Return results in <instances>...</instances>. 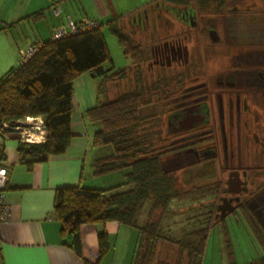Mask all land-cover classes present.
I'll list each match as a JSON object with an SVG mask.
<instances>
[{"label": "trees", "instance_id": "1", "mask_svg": "<svg viewBox=\"0 0 264 264\" xmlns=\"http://www.w3.org/2000/svg\"><path fill=\"white\" fill-rule=\"evenodd\" d=\"M165 1L179 6L191 3V0ZM197 1L205 3L206 0ZM121 20L122 17L113 18L107 24L100 22L98 27L57 39L51 37L35 44L37 50L30 58L20 60L18 67L11 68L0 78V130L14 129L19 120L40 115L44 118L46 139L32 141L20 137L17 149L21 162L32 168L36 162L65 152L74 136V79L86 71L100 78L98 102L88 108L85 115L101 125L94 134V145L109 146L110 149L94 160L93 179L96 181L89 186H62L57 189L54 212L62 223L63 235H71L69 245L82 255L83 224L117 221L138 230L132 264H202L211 228L231 213L225 217L216 216L221 194L216 186L218 194L212 210L196 213L184 224L194 227L183 226L180 236L169 228L167 221L174 214L173 200L188 196L189 191L177 188L173 172L164 169V152L155 147L154 136L140 132L141 125L152 118L141 113L142 107L152 102L144 95L147 88L143 86L141 62L145 61L146 53L143 45L135 42L134 31L125 30ZM104 26L118 37L124 53L132 58L129 67L118 70L105 67L112 58ZM132 71L136 74L135 88H120L111 96V85L129 78ZM160 98L158 104H161ZM5 159L4 146L0 144V166ZM196 187L193 185L190 189ZM148 201L151 204L146 219L140 224L139 213ZM239 209L264 251L262 224L248 206L243 205ZM98 240L102 258L111 248L106 229L99 231ZM229 259L230 264H240L231 248ZM85 264L93 263L85 259ZM244 264H264V254Z\"/></svg>", "mask_w": 264, "mask_h": 264}, {"label": "crops", "instance_id": "2", "mask_svg": "<svg viewBox=\"0 0 264 264\" xmlns=\"http://www.w3.org/2000/svg\"><path fill=\"white\" fill-rule=\"evenodd\" d=\"M162 2L174 5L165 0H0V78L11 68L19 66L22 50L51 39L54 27L66 22L69 16L76 22L95 18L104 24L110 19L122 17L120 23L124 29L137 32L142 15L154 4ZM57 10L59 14H56ZM36 13L38 15L34 16ZM105 39L109 49L116 41L120 44L118 37L115 39L108 35ZM105 67L110 68L106 64ZM111 67L114 68V65ZM82 75L96 79L89 71ZM88 76L80 80L83 85L79 89L80 95L75 86L79 78L74 79V136L65 152L36 162L32 168L21 162L17 149L20 137L32 141L46 139L44 118L40 115L33 117L42 123L41 133L32 138H27L23 130H0V144H3L6 154L1 164L8 170L6 192L12 208L10 220L0 225V264H85V259L93 264L133 263L139 234H135V243L131 245L133 230L130 226L120 225L117 221L83 224V254L79 255L69 245L71 235H63L62 223L54 212L57 189L83 185L87 177L91 182L96 181L93 179L94 160L110 149L109 146L97 147L93 143L94 134L101 125L90 120L85 112L98 102L100 78L96 81L88 79ZM110 89L111 96L115 95L113 84ZM29 123L30 126L33 124ZM102 229L109 233L111 248L101 258L98 233ZM122 232V251L118 254L116 245ZM115 235L113 246L111 237Z\"/></svg>", "mask_w": 264, "mask_h": 264}, {"label": "flooded vegetation", "instance_id": "3", "mask_svg": "<svg viewBox=\"0 0 264 264\" xmlns=\"http://www.w3.org/2000/svg\"><path fill=\"white\" fill-rule=\"evenodd\" d=\"M246 8L243 9L250 11ZM229 9L242 8L234 5ZM227 19L222 24L212 22V18L204 23L196 7L175 10L163 2L154 4L142 15L136 29L146 35L145 40L150 39L147 45L140 42L146 53L142 73L145 76L157 69L153 73L162 91L161 106L167 110L168 135L186 136L198 131L202 145L214 138L219 141L220 131L223 156L231 166L226 178L215 183L221 190L216 216L222 217L223 208L225 213H232L246 205L264 228V210L260 208L264 201L250 194L257 186L262 188V182L256 180L264 176V166H250V153L246 148L250 145L256 150L252 163L257 160V152L264 150V136L253 128H264V54L240 56L241 50L235 52L229 44L264 47V15L247 16L244 28L242 24L230 22L235 17ZM223 24L227 31L225 38L220 32ZM214 29L219 36L217 41L212 37ZM215 44H222L225 52L220 69L212 72L209 63ZM233 126L238 127L236 136L231 129ZM241 127L246 128L244 138ZM195 147L203 155L211 153L207 146L197 144Z\"/></svg>", "mask_w": 264, "mask_h": 264}, {"label": "rangeland", "instance_id": "4", "mask_svg": "<svg viewBox=\"0 0 264 264\" xmlns=\"http://www.w3.org/2000/svg\"><path fill=\"white\" fill-rule=\"evenodd\" d=\"M191 3L197 8L199 12V18H201V22L204 23L206 21H210L212 18V22L222 24L227 22V18L229 16L235 17V20H231L230 22L238 25L242 24L240 26H243L242 28H244V26H246L247 20L245 18L247 16L249 18V15L252 16L253 14H255V17L264 15V0H206L205 3H199L197 0H191ZM234 5H237L242 9L230 11L231 9H229V7ZM249 6L251 7L246 8ZM243 8L250 9V11L244 10ZM103 31L105 36L111 35L117 39V36L108 30V28L103 27ZM220 32L223 38H225L227 31L224 24L220 26ZM132 34L134 35L135 42H141L146 45L150 43V39L147 38V40H145V34L143 35L138 31L132 32ZM229 44L231 45L230 49L234 50L235 52L238 51V49L241 50L239 53L240 56L243 54L255 55L259 52L264 54V47L252 46L251 44L246 43ZM109 47L112 60L106 62L107 67L114 65V70H118L120 68L129 67L132 64V58L124 53V49L118 43V41H116L113 46L110 45ZM211 49L213 50L212 52L214 53V56L209 63L210 70L212 72H216L220 69L219 64H221L224 59L223 54L225 49L222 44H215V46ZM141 66L146 67V61L141 62ZM153 72L156 73L157 69H154ZM153 72H150L148 75L144 76L143 84V86L147 88L144 92L146 100L152 99V102L147 103V105L143 106L141 109L142 115H150L152 118H150L145 123L143 122L144 124L141 125L140 132L152 134L154 136V139L156 140L155 147H157L159 151L162 150L164 152V156L162 158L164 168L168 171H172L175 175L176 187L181 190L186 189L189 191L188 196L183 195L182 197L173 200L172 203L174 214L168 219L169 221H167L169 228H173L174 233L180 236L181 232L183 231V226H186L190 229L194 227V225L190 224L184 225L186 224L188 218L191 219V216L196 213L201 214L202 212L206 213L212 210V204L218 194L216 191L218 189L215 185L217 182L216 180H224L226 178L228 174V166H231V163L229 162L227 164L224 159L222 150L223 144L218 126L217 129L219 131V141L217 138H214L213 141L210 140L209 142H205L202 145L199 141L200 135L198 131L193 135L187 134L186 136H184V134L168 135L167 110H165L161 104L157 103L158 98L161 97L160 95L162 91L159 89L158 82H156L157 80L154 78L155 75ZM82 74L76 77L79 78L75 83L78 95H80L79 89H82L83 87L80 80L88 76ZM130 74L131 76L129 78L122 80L119 84L113 85L115 89L114 91H117L120 88L125 90L129 88L131 89V87L135 88V71L130 72ZM87 78L90 80H99L98 78L94 79L90 76ZM189 82L190 80L187 81V83ZM253 128L254 130L261 131V136H264V128ZM231 129L234 133V136H236L238 127L233 126ZM248 129L249 127L247 130ZM244 131L246 132V128L241 127V134L243 135V138L245 134ZM197 144L199 147L207 146V151H211V153L203 155L200 151L197 152L198 149L195 147ZM246 148L250 153V164H252L250 166H255V164H257V166H264V150L260 149V151L257 152V160L252 163V160L256 154V150H254V148H250V145H248ZM216 151L217 154L215 153ZM248 160L249 159H247V161ZM87 168H89V166H87ZM87 171H89V169H87ZM86 179L87 180L83 183V185L89 186L91 184V179L88 177ZM259 180L262 182V188L259 189L257 186V189H252L250 194H252L256 200L258 198L260 201H264V176L257 177L256 181L259 182ZM202 184L207 186H198ZM193 185L197 187L190 189ZM245 196H249V193ZM150 204L151 202L148 201L144 208L140 211V224L145 221ZM260 206V208L264 210V204H260ZM129 228L133 230L131 237L132 245L135 243L134 236L135 234H138V230L136 227ZM123 237L124 232L118 235L119 241L116 245L118 247V254H120L122 251L120 240ZM115 238L116 235L111 237L113 246L116 242ZM229 245L231 246L229 247ZM229 248H231V251L235 252L236 260L240 264L257 259L264 254L258 237L251 230L241 209L232 212L225 217L224 221L211 228L208 237L207 248L202 259V264H230ZM128 257H130V254Z\"/></svg>", "mask_w": 264, "mask_h": 264}, {"label": "built area", "instance_id": "5", "mask_svg": "<svg viewBox=\"0 0 264 264\" xmlns=\"http://www.w3.org/2000/svg\"><path fill=\"white\" fill-rule=\"evenodd\" d=\"M56 14H59V11H56ZM100 25L99 20L95 18H85L82 22L77 23L70 16L68 17L66 22L60 23L54 27L52 32V38L57 39L69 34L98 27ZM37 45L31 44L28 48L22 50L21 52V60L25 61L30 58L35 51L37 50ZM34 121H38L35 117L27 116L24 119L19 120V123L16 126H13L16 130H23L26 132L27 138H32L40 132V129L37 128L36 123ZM29 122H33L30 126ZM6 127H9L8 123H4ZM8 179V170L4 165L0 166V225L9 221L12 214L11 204L7 198L6 192V184ZM0 246H1V237H0Z\"/></svg>", "mask_w": 264, "mask_h": 264}, {"label": "water", "instance_id": "6", "mask_svg": "<svg viewBox=\"0 0 264 264\" xmlns=\"http://www.w3.org/2000/svg\"><path fill=\"white\" fill-rule=\"evenodd\" d=\"M172 7L175 9V10H179V9H185L187 7L191 8V9H194V5L192 4H189V5H185V6H179V5H172ZM212 37L215 41H217L219 39V36L217 34V30H212ZM225 208H223V212H222V217L226 216L227 213L224 212Z\"/></svg>", "mask_w": 264, "mask_h": 264}, {"label": "bare ground", "instance_id": "7", "mask_svg": "<svg viewBox=\"0 0 264 264\" xmlns=\"http://www.w3.org/2000/svg\"><path fill=\"white\" fill-rule=\"evenodd\" d=\"M36 125H37V128H39L40 131H41V129H42V123L40 121H38V122H36Z\"/></svg>", "mask_w": 264, "mask_h": 264}]
</instances>
